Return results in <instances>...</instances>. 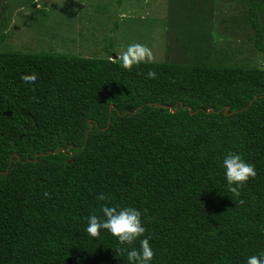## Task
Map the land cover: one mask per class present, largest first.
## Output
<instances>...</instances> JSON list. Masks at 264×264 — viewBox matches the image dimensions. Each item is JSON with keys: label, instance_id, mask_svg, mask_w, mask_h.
I'll list each match as a JSON object with an SVG mask.
<instances>
[{"label": "trees", "instance_id": "1", "mask_svg": "<svg viewBox=\"0 0 264 264\" xmlns=\"http://www.w3.org/2000/svg\"><path fill=\"white\" fill-rule=\"evenodd\" d=\"M230 1L243 9L231 29L249 33L258 66L225 53L213 63L198 34L183 62L131 71L113 56L6 51L0 0V264H127L110 233L85 232L104 205L141 212L153 264L264 252V0ZM229 152L256 170L239 197L221 167Z\"/></svg>", "mask_w": 264, "mask_h": 264}, {"label": "rangeland", "instance_id": "2", "mask_svg": "<svg viewBox=\"0 0 264 264\" xmlns=\"http://www.w3.org/2000/svg\"><path fill=\"white\" fill-rule=\"evenodd\" d=\"M5 50L118 58L129 44L153 53V62L184 61L188 35L209 42L213 63L221 54L247 67L261 64L245 30H232L243 9L230 0H5ZM112 51L106 53L105 39ZM179 63V62H178Z\"/></svg>", "mask_w": 264, "mask_h": 264}, {"label": "clouds", "instance_id": "3", "mask_svg": "<svg viewBox=\"0 0 264 264\" xmlns=\"http://www.w3.org/2000/svg\"><path fill=\"white\" fill-rule=\"evenodd\" d=\"M118 59L122 68L131 71L134 66L153 62V53L146 46L133 43L120 52ZM156 75L155 71H149L147 78L155 79ZM24 79L35 83L36 77L27 76ZM221 167L228 191L236 197L240 196L239 190L256 176L254 165L234 152L224 156ZM98 199L105 200V196L101 194ZM100 211L101 216L92 214L87 217L85 232L88 236L96 238L102 231H107L124 246L119 251L126 253L127 264H153L155 252L149 242L150 235L145 236L146 228L142 223L141 212L134 207L107 205L102 206ZM137 243L138 247L135 246ZM245 264H264V252L246 257Z\"/></svg>", "mask_w": 264, "mask_h": 264}, {"label": "water", "instance_id": "4", "mask_svg": "<svg viewBox=\"0 0 264 264\" xmlns=\"http://www.w3.org/2000/svg\"><path fill=\"white\" fill-rule=\"evenodd\" d=\"M164 108H166V107H164ZM174 111H176V110H174ZM62 151H64V150H62ZM60 152V151H59ZM59 152H56V153H54V154H58Z\"/></svg>", "mask_w": 264, "mask_h": 264}]
</instances>
